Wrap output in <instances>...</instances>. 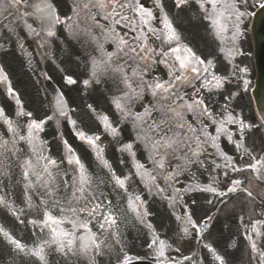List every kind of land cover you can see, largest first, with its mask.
Here are the masks:
<instances>
[{
	"label": "snow or ice",
	"instance_id": "6c2138e0",
	"mask_svg": "<svg viewBox=\"0 0 264 264\" xmlns=\"http://www.w3.org/2000/svg\"><path fill=\"white\" fill-rule=\"evenodd\" d=\"M64 3L0 0V264H137L141 239L150 264H236L242 247L264 264V202L223 207L256 199L242 175L264 182V107L246 110L236 62L264 0ZM9 56L62 87L26 99Z\"/></svg>",
	"mask_w": 264,
	"mask_h": 264
},
{
	"label": "water",
	"instance_id": "95a60500",
	"mask_svg": "<svg viewBox=\"0 0 264 264\" xmlns=\"http://www.w3.org/2000/svg\"><path fill=\"white\" fill-rule=\"evenodd\" d=\"M264 11H261L256 20L257 31V68H258V90L256 102L258 108L264 107Z\"/></svg>",
	"mask_w": 264,
	"mask_h": 264
},
{
	"label": "rangeland",
	"instance_id": "374dc122",
	"mask_svg": "<svg viewBox=\"0 0 264 264\" xmlns=\"http://www.w3.org/2000/svg\"><path fill=\"white\" fill-rule=\"evenodd\" d=\"M57 3L60 5L62 11L66 10V5L64 3V0H57ZM27 44L32 45L33 43L27 41ZM58 77H61V75ZM60 85L62 87V82L60 83ZM40 91H41V88H40ZM72 95L75 96L76 93H72ZM102 108H108V107H106V105L104 104V106ZM201 204H206V203H204L202 201ZM226 224H227V222H226ZM233 230H235V229H233ZM130 251L133 254L139 255L140 257L145 256L146 253H145V249H144L143 240L141 239L140 241L135 242L134 245L131 247ZM230 252H231L232 258L235 260L236 264H239V262H241V263L243 262L242 264H248V261H249L248 259L244 258L242 260L241 257H238V258L236 257L235 253L237 252V250H236V252L235 251H230Z\"/></svg>",
	"mask_w": 264,
	"mask_h": 264
}]
</instances>
